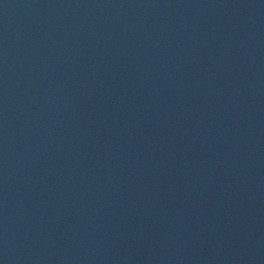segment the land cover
Here are the masks:
<instances>
[{
  "label": "water",
  "instance_id": "water-1",
  "mask_svg": "<svg viewBox=\"0 0 264 264\" xmlns=\"http://www.w3.org/2000/svg\"><path fill=\"white\" fill-rule=\"evenodd\" d=\"M0 264H264V0H0Z\"/></svg>",
  "mask_w": 264,
  "mask_h": 264
}]
</instances>
